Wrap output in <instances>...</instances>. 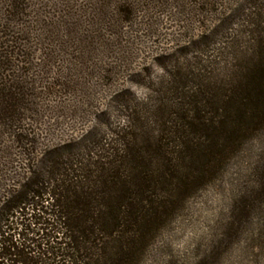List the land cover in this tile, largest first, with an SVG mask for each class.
I'll return each instance as SVG.
<instances>
[{
  "label": "trees",
  "instance_id": "obj_1",
  "mask_svg": "<svg viewBox=\"0 0 264 264\" xmlns=\"http://www.w3.org/2000/svg\"><path fill=\"white\" fill-rule=\"evenodd\" d=\"M250 2L244 31L218 53L219 58L232 55L241 44L243 54L230 75L223 69L224 75L213 76L190 63L189 39L188 45L156 59L160 75L144 86L143 98L126 92L112 98L122 126L108 124L106 132L47 149L24 179L0 193V264L145 263L157 237L187 210L190 199L217 181L246 141L264 130V2ZM214 3L0 0V122L37 113L39 82L26 77L37 53L45 52V67L54 64L52 41H59L63 51H77V43L87 42L77 41L85 22L100 28L115 20L110 34L121 40L127 26L148 18L152 10L176 8L190 17ZM53 8L70 38L49 31L53 23L46 10ZM215 33L194 46L201 50ZM53 88L41 83L39 90L46 94ZM262 155L252 171L254 184L236 196L211 257L244 232L240 224L264 201ZM254 240L264 251L262 229Z\"/></svg>",
  "mask_w": 264,
  "mask_h": 264
},
{
  "label": "rangeland",
  "instance_id": "obj_2",
  "mask_svg": "<svg viewBox=\"0 0 264 264\" xmlns=\"http://www.w3.org/2000/svg\"><path fill=\"white\" fill-rule=\"evenodd\" d=\"M214 4L207 7L204 14L190 17L176 8L152 10L148 18L143 17L136 25L127 26L121 40L110 34L115 20L111 26L100 28L85 22L78 31L77 41L87 42H82L81 46L77 43V51H63L59 41H52L54 64L46 68L41 66L45 52L37 53V62L26 76L39 82L35 92L37 113H23L15 122L5 125L0 122V193H6L24 179L47 149L76 144L90 132H106L108 124L113 128L122 126L119 117L114 115L112 98L122 92L143 98L144 86L160 75L156 59L188 45L189 39L190 63L206 68L205 72L209 69L213 76L224 75L223 69L230 75L234 60H239L243 54L241 44L232 55L225 52L219 58L218 53L244 31L253 2L215 0ZM1 12L4 6H0ZM46 13L53 23L49 31L65 38L66 28L60 22L62 16L58 10L47 9ZM214 30V38L205 40L201 46L202 49L206 46L205 51L194 46L202 36H210ZM247 41L248 38L242 43ZM44 78L48 79L47 83L65 87L46 86ZM41 83L53 90L43 93L39 90ZM263 153L264 130H261L230 159L224 174L192 197L187 210L162 231L144 264H193L197 261L203 264H264V251L254 240L259 229L264 231V201L240 224L244 232L225 243L215 256H210L212 244L222 239L220 236L230 222V209L236 196L254 184L252 171L262 161Z\"/></svg>",
  "mask_w": 264,
  "mask_h": 264
}]
</instances>
